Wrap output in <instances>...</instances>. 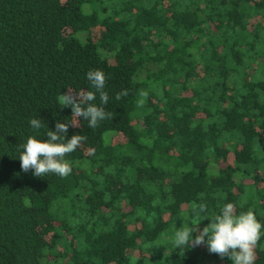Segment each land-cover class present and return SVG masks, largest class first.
Listing matches in <instances>:
<instances>
[{
	"label": "trees",
	"instance_id": "16d2710c",
	"mask_svg": "<svg viewBox=\"0 0 264 264\" xmlns=\"http://www.w3.org/2000/svg\"><path fill=\"white\" fill-rule=\"evenodd\" d=\"M97 69L112 116L69 128L72 173L24 172ZM227 203L264 224V0H0V264H232L173 244Z\"/></svg>",
	"mask_w": 264,
	"mask_h": 264
},
{
	"label": "clouds",
	"instance_id": "9594fccd",
	"mask_svg": "<svg viewBox=\"0 0 264 264\" xmlns=\"http://www.w3.org/2000/svg\"><path fill=\"white\" fill-rule=\"evenodd\" d=\"M87 80L95 91L67 88L66 92L58 96L61 108L70 107L72 109V119L57 121L55 130L47 131L46 140L30 136L22 145L23 151L19 159L24 172L31 171L36 177H45L48 174H56L60 177L69 176L73 169L70 161L65 157L74 152L87 139L81 134L72 135L70 139H67L69 128L80 127L79 121L82 117L83 120L88 121L90 129H95L101 121L112 116V113L106 111L104 107L109 102V94L105 91V73L99 69L90 70L87 72ZM97 94L100 106L93 103L97 99ZM128 94L127 90H123L116 94L115 99L120 100ZM139 95L141 99L137 102V106L142 107L148 93L141 90ZM30 125L38 130L43 127L42 119H31ZM192 207L197 218L201 216V213L207 212V205L204 203H193ZM205 219L209 218L206 217L203 220ZM210 220L211 222L202 229L199 226L193 228L187 225L176 229L173 225L174 247L184 249L186 246L195 248L204 245L210 254H216L221 259L230 258L232 264H255V249L264 235L262 232L264 224L257 219L252 210L237 214L235 205L227 203L221 208L220 214Z\"/></svg>",
	"mask_w": 264,
	"mask_h": 264
},
{
	"label": "rangeland",
	"instance_id": "374dc122",
	"mask_svg": "<svg viewBox=\"0 0 264 264\" xmlns=\"http://www.w3.org/2000/svg\"><path fill=\"white\" fill-rule=\"evenodd\" d=\"M65 1H68V0H65ZM102 33H103V31L101 30V31H97V34L99 35V36H102Z\"/></svg>",
	"mask_w": 264,
	"mask_h": 264
}]
</instances>
